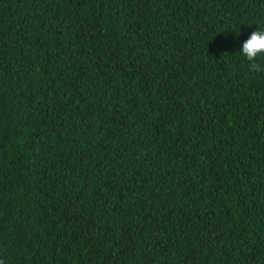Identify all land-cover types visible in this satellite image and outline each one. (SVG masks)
<instances>
[{
  "label": "trees",
  "instance_id": "1",
  "mask_svg": "<svg viewBox=\"0 0 264 264\" xmlns=\"http://www.w3.org/2000/svg\"><path fill=\"white\" fill-rule=\"evenodd\" d=\"M257 28L264 0H0V264H264Z\"/></svg>",
  "mask_w": 264,
  "mask_h": 264
},
{
  "label": "clouds",
  "instance_id": "2",
  "mask_svg": "<svg viewBox=\"0 0 264 264\" xmlns=\"http://www.w3.org/2000/svg\"><path fill=\"white\" fill-rule=\"evenodd\" d=\"M249 62L251 71L260 72L264 67L258 60L264 58V30L257 28L252 32L249 38L243 43L242 51L240 52Z\"/></svg>",
  "mask_w": 264,
  "mask_h": 264
}]
</instances>
